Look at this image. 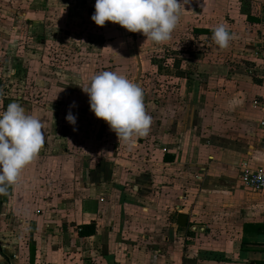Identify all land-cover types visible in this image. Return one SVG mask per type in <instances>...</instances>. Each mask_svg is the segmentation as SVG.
Returning <instances> with one entry per match:
<instances>
[{"label":"crops","instance_id":"obj_1","mask_svg":"<svg viewBox=\"0 0 264 264\" xmlns=\"http://www.w3.org/2000/svg\"><path fill=\"white\" fill-rule=\"evenodd\" d=\"M95 3L0 0V111L20 103L45 135L18 184L0 194V264L263 262L264 234L243 227L264 223V193L242 187L239 166L264 167V0H189L169 42L145 41L176 42L183 56L202 38L208 48L177 59L176 89L144 95L153 123L131 149L82 89L101 71L135 69L142 41L118 24L96 26ZM220 24L233 36L227 48L193 33ZM191 63L200 76L186 71ZM88 224L95 233L80 236Z\"/></svg>","mask_w":264,"mask_h":264},{"label":"clouds","instance_id":"obj_2","mask_svg":"<svg viewBox=\"0 0 264 264\" xmlns=\"http://www.w3.org/2000/svg\"><path fill=\"white\" fill-rule=\"evenodd\" d=\"M188 2L189 0H183V3L180 0H96L91 19L98 27L111 22L130 33H140L146 40L162 45L172 38L180 21L181 9ZM212 39L223 49L229 46L233 36L225 25L220 24L213 30ZM105 48L111 49L121 58L111 46ZM82 90L89 98L90 111L108 125L118 142L131 149L135 147V138L145 137L150 133L153 121L139 84L115 71H101L94 74L88 86ZM75 106L73 103L70 107ZM76 119L71 112L66 116L71 125L76 124ZM43 128V122L27 114L26 109L18 102H11L6 110L0 111V194H6L10 186L17 185L23 169L38 156L45 143Z\"/></svg>","mask_w":264,"mask_h":264},{"label":"rangeland","instance_id":"obj_3","mask_svg":"<svg viewBox=\"0 0 264 264\" xmlns=\"http://www.w3.org/2000/svg\"><path fill=\"white\" fill-rule=\"evenodd\" d=\"M137 35L139 36V38H141V41H142L141 42L142 43L141 45L142 53L139 54L141 65H142V73H141L139 85L143 89L144 95L149 96V98H151L152 100H155V97H156L155 91L169 92V90L171 89H176L175 85L178 82L177 80H175V76H174L175 73H177V70L174 68V64L176 63L179 57H183V59L184 58L188 59L187 57H190L194 50L196 51L197 49H200L201 52H204V49L208 48V43L204 42L203 40L205 38H202L201 43H204L203 45H201L200 43V47L194 46V48H191L189 52H185V55L189 53L190 56H185V55L183 56L182 54L184 50H186V48H183V46L182 47L176 46L177 45L176 42H174L176 45L174 44L173 48L164 49V48H161L160 46H158L157 48H148L146 47V45H144L146 43L145 37L140 33H137ZM175 38L176 39L182 38V36H176L175 34L174 40H176ZM181 45H184V44L181 43ZM230 45L233 46V43H230ZM246 50L247 49H245V51ZM125 52L126 51H122V54H124ZM241 53L245 55L244 51H242ZM31 54L34 55L33 53ZM235 56H238V55L235 54ZM166 57H168L167 61L165 60ZM239 59H241V57H239ZM248 64H250V62ZM134 65H135V69H133L131 65V69H129V71L127 70L129 73L127 72L125 75L130 81L135 83V78L137 75V66L136 64ZM154 65L157 66V69L156 67H154L155 69H151V67ZM253 65H256V62L253 63ZM74 66L77 67V64L74 63ZM155 71L157 74L155 73ZM186 71L187 72L189 71V73H192V74L197 73V75L200 76V73L197 72L196 65H193L192 63L189 65L188 70ZM152 73H155V74H152ZM254 77H253L254 82L257 83L258 81H260L257 79V76L254 75ZM13 85H15V80H12L11 86Z\"/></svg>","mask_w":264,"mask_h":264},{"label":"built area","instance_id":"obj_4","mask_svg":"<svg viewBox=\"0 0 264 264\" xmlns=\"http://www.w3.org/2000/svg\"><path fill=\"white\" fill-rule=\"evenodd\" d=\"M261 51L263 53L264 43L261 45ZM255 105L256 103L253 106ZM261 127L264 130V121ZM262 142L264 144V134ZM239 181L242 187L251 192L264 193V167L252 168L247 162H242L239 166ZM183 200H186V197Z\"/></svg>","mask_w":264,"mask_h":264},{"label":"trees","instance_id":"obj_5","mask_svg":"<svg viewBox=\"0 0 264 264\" xmlns=\"http://www.w3.org/2000/svg\"><path fill=\"white\" fill-rule=\"evenodd\" d=\"M193 33H197V34H213V31H206V30H194ZM179 64L175 63L174 64V68L177 70L176 76L178 77H183L184 75H182L179 70H178ZM264 68V66H263ZM243 231L245 233H255V234H264V223H249V224H245L243 227ZM95 233V226L93 224H88V225H83L81 227V231H80V236H91ZM256 264H264L263 262L260 263H256Z\"/></svg>","mask_w":264,"mask_h":264},{"label":"water","instance_id":"obj_6","mask_svg":"<svg viewBox=\"0 0 264 264\" xmlns=\"http://www.w3.org/2000/svg\"><path fill=\"white\" fill-rule=\"evenodd\" d=\"M133 47H134V54H135L136 63H137V75H136L135 83L139 84V81H140V78H141V73H142V65H141V61H140V57H139V53H138V50H137L136 43H134ZM186 222H187V216L184 215V214H180L178 216L177 224L179 226L184 227L186 225Z\"/></svg>","mask_w":264,"mask_h":264}]
</instances>
